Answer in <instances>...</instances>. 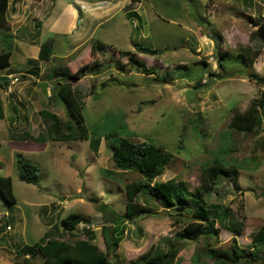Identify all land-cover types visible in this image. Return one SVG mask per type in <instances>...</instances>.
<instances>
[{
    "label": "rangeland",
    "instance_id": "374dc122",
    "mask_svg": "<svg viewBox=\"0 0 264 264\" xmlns=\"http://www.w3.org/2000/svg\"><path fill=\"white\" fill-rule=\"evenodd\" d=\"M78 1L86 2L88 9L81 8L77 0L39 3L41 10L47 9L52 16L68 4L82 9L78 29L64 34L50 29L47 14L36 18L38 9L26 22L24 11L28 13L30 0H9L8 29L29 23V28L22 30L27 40L35 43L39 28L36 44L51 41L52 55L47 62L31 60L29 66H23L24 59L14 50L12 68L23 77L13 75L5 88L0 87V176L10 177L15 199L7 204L0 197V220L4 216L0 264H13L15 248L41 243L47 233L69 244L91 240L83 227L94 233L91 243L105 252L100 232L107 225L106 216L99 205L124 215L128 202L125 186L140 180L135 172L115 169L108 140L116 136L154 144L170 153L172 162L155 180L181 181L189 192L201 186L202 170L215 157L226 161L225 168L237 164L238 176H221L204 197L206 205L217 204L229 212L224 224H216L218 236L209 239V245L229 250L235 238L246 250L239 264H259L250 261L249 251L252 235L264 225V130L246 134L228 125L235 113H243L264 93V82L258 84L249 78L250 74L264 75V43L251 37L253 22L264 17V2L251 0L247 6L242 0ZM100 3L102 12L94 7ZM2 36L0 30V51L4 47ZM97 41L104 46L91 55ZM133 45L156 49L158 54L138 53ZM244 49L250 56L258 52L253 64L245 59ZM123 53L135 54L152 74L130 68ZM220 54L224 55L223 68L218 65ZM93 62L103 65L99 74L77 75L80 66ZM115 62L124 64L122 71L114 68ZM33 67L38 68L37 73L24 71ZM65 68L73 77L71 88L83 104L81 113L90 137L102 136L95 150L88 140L49 141L38 116L45 110L61 121L73 120L74 112L71 116L60 99L50 98L59 78L48 75L53 69ZM8 129L13 135L25 131L32 138L45 140L41 144L13 140ZM110 134L114 136L105 140ZM17 153L38 168L37 184L18 179L14 164ZM136 202L146 212L126 220L122 240L109 264H131L153 250H164L166 241L182 229V224L167 215H173V209L164 210L142 195ZM70 214L83 220L72 233L59 225ZM204 243L202 238L184 242L174 264H194L193 258ZM200 263L213 264L203 255Z\"/></svg>",
    "mask_w": 264,
    "mask_h": 264
},
{
    "label": "trees",
    "instance_id": "16d2710c",
    "mask_svg": "<svg viewBox=\"0 0 264 264\" xmlns=\"http://www.w3.org/2000/svg\"><path fill=\"white\" fill-rule=\"evenodd\" d=\"M54 1V0H51ZM138 2V0H131ZM264 2V0H260ZM243 4L250 6L251 0H242ZM9 0H0V30L3 33L2 42L4 49L0 51V70L10 66L11 57V35L9 34L6 22ZM128 14H136L129 11ZM255 30L251 33V37L259 39L264 43V17L253 22ZM104 44L94 42L91 47V55L95 50H100ZM134 50L141 54L154 56L158 54L156 49H151L141 45H133ZM245 59L249 64H253L255 57L248 54V50L244 49ZM122 53V52H121ZM128 56L127 64L130 68H134L137 73L150 75L151 68L139 60L135 54L123 53ZM52 55V43L47 41L40 45L38 52V61L47 62ZM224 55L218 57V65L223 68ZM116 70L122 71L124 64L119 62L113 63ZM103 65L99 62H93L80 66L76 72L77 75L83 77L85 75H97L102 71ZM38 72L37 67H33L32 73ZM21 77H23L21 75ZM50 79L59 78L55 81L51 89L50 98L60 99L68 108L69 114L74 112L73 120L67 119L61 121L55 114L41 110L38 116L45 125L46 137L49 141L54 142H71V141H89L93 150L99 144L102 136L94 137L89 133V129L84 123L82 116L83 104L80 102L78 95L72 90L69 82L73 77L68 73V69H53L48 75ZM249 78L258 84L264 82V75L258 77L250 74ZM9 79L5 76L0 77V87L5 88ZM50 99V100H51ZM14 112L17 110L12 105ZM72 116V115H71ZM231 130L250 134L256 130H264V93L260 97L252 101L243 113H235L228 125ZM8 129L10 137L13 140L27 141L33 140L38 144L43 143L44 137L38 136L32 138L25 131L21 134H14ZM114 134L105 137V140L112 138ZM111 155L114 161L115 169L120 172H135L140 175V180L129 183L125 186L126 190V212L121 215L110 207L100 204L99 208L106 216V226L101 228V236L105 243V252H101L96 245L91 243L94 233L83 227L81 230L89 234L91 240L77 241L69 244L56 240L55 236L50 234L44 235L41 243L34 245H22L15 248V260L13 264H109L111 254L117 249L122 240L125 231V222L135 216L143 214L146 209L138 206L136 199L138 195H142L153 202L154 205L164 208V210L173 209L174 214H168L177 223L182 224V229L176 232L173 237L166 241L164 250H153L148 255H143L131 264H174L178 261V253L183 247L184 242H196L200 238L205 239V243L200 253L195 254L193 258L194 264H199L200 256L208 258L213 264H239L240 260L245 256L246 250L238 246L235 238L229 250L219 251L212 245H209V239L217 238L218 227L216 224H224L229 217V212L220 205H206L204 197L207 196L217 180L224 175L233 173L238 176L237 164H232L225 168L226 161L221 157H215L210 165L202 170V183L194 192H189L186 186L178 180H167L165 182H157L158 178L165 168L172 162V155L166 152L162 147L146 143L132 142L126 137L116 136L110 141ZM14 164L17 170L18 179L27 184H37L39 180L38 168L29 164L20 154L14 156ZM106 175H114L109 171H103ZM0 197L3 202L13 204L15 199L12 194V183L10 177L0 176ZM166 212V211H165ZM83 223L81 217L77 214H70L61 219L59 225L65 232H74L78 225ZM4 227V216L0 220V234ZM46 236V237H45ZM251 250L249 251L250 261L264 264V225L260 227L252 235ZM201 264V263H200ZM204 264V263H202Z\"/></svg>",
    "mask_w": 264,
    "mask_h": 264
},
{
    "label": "crops",
    "instance_id": "0c3cea01",
    "mask_svg": "<svg viewBox=\"0 0 264 264\" xmlns=\"http://www.w3.org/2000/svg\"><path fill=\"white\" fill-rule=\"evenodd\" d=\"M40 2L46 4L48 2H53L51 0H30V4L29 6L27 5V9L28 13H26L27 11H24L25 14V20L26 18H28L27 16H29L30 13H34L36 11V9H38V13L37 15H35L36 18L40 19V17L42 16V14H47V9L41 10V4H39ZM80 2V4L82 5L81 8L88 9L86 2L84 1H78ZM42 4V5H44ZM95 5V4H94ZM100 5V6H99ZM102 3L100 4H96L94 7H96L95 9L99 10L102 12L101 6ZM11 7V6H10ZM13 7V6H12ZM79 8L77 5H65L62 7L61 10L58 11V13H56V11H54V14L52 16V14L48 13L47 17L49 18V27L52 31L56 32V33H64V34H71L74 31H76L77 28V19L81 16L82 14V9ZM101 9V10H100ZM12 12V8L10 13ZM28 14V15H27ZM7 16H9V12H7ZM28 21V19L26 20V22ZM37 27H39V24H36ZM24 28H29V23L24 24V25H19L16 29H11L9 30V34L11 35V41H12V46H11V57L14 55V50L18 53V56L20 57V59H24L23 66H29L31 64V60H33V63H35L38 59V52H39V44H36V39L39 37L40 35V29L37 28V31L35 33V43H30L28 39V35L25 36V31H23L22 29ZM21 33V36H16L17 32ZM24 32V34L22 33ZM28 34V33H27ZM2 41V40H1ZM3 43V42H1ZM3 45V44H2ZM77 47V45L75 46ZM74 47V48H75ZM34 48H35V55L36 57H32L31 55L34 54ZM4 49V47L2 48V50ZM11 57H10V66L8 68L2 69L0 70V72L4 71L6 72V75H0V77L5 76L7 77L9 80L12 78L11 76L13 75H17V74H21V73H17L19 71L14 70V68H12L11 65ZM34 58V59H33ZM28 73H32V70L30 69H24V71H26ZM22 75V74H21ZM23 76V75H22Z\"/></svg>",
    "mask_w": 264,
    "mask_h": 264
}]
</instances>
